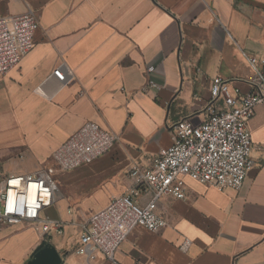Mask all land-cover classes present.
Instances as JSON below:
<instances>
[{"label": "crops", "instance_id": "1", "mask_svg": "<svg viewBox=\"0 0 264 264\" xmlns=\"http://www.w3.org/2000/svg\"><path fill=\"white\" fill-rule=\"evenodd\" d=\"M27 9L39 20L34 45L0 74V174L17 158L27 173L48 166L87 121L118 140L91 163L57 172L49 208L65 222L64 234L42 242L31 225H8L0 231V264H26L45 244L64 264H264V105L248 121L254 165L239 189L185 179L184 199L157 201L166 225L135 227L113 261L87 259L73 246L77 225L132 187L128 167H149L171 145L177 120L204 121L214 76L231 93L250 90L253 71L243 53L264 56V0H0V16ZM61 63L72 72L64 86L51 75ZM148 79L157 86L144 92Z\"/></svg>", "mask_w": 264, "mask_h": 264}, {"label": "built area", "instance_id": "2", "mask_svg": "<svg viewBox=\"0 0 264 264\" xmlns=\"http://www.w3.org/2000/svg\"><path fill=\"white\" fill-rule=\"evenodd\" d=\"M38 28V16L32 9L0 16L1 75L16 67L32 49ZM243 55L253 71L250 90L242 93L235 87L231 93L227 82L219 75L214 76L204 121L192 124L187 119L177 120L172 125L171 145L159 150L149 167L138 163L128 167L132 187L112 197L105 207L77 225L78 240L73 243L76 253L87 259L102 254L113 261L117 248L135 227L150 232L161 230L166 220L156 212L157 201L162 195L184 199L185 179L219 190L240 188L254 165L248 121L255 107L264 105V56ZM152 70L153 66L146 68L147 73ZM51 75L60 86L72 79L65 63L56 66ZM156 86V82L148 79L142 91ZM217 100L221 106H216ZM117 140L116 133L87 121L53 151L52 165L31 173L0 174V231L8 225L26 223L37 231L42 242L62 236L65 222L43 213L54 203L57 184L53 175L91 163ZM142 192L150 194L145 203L138 199Z\"/></svg>", "mask_w": 264, "mask_h": 264}, {"label": "water", "instance_id": "3", "mask_svg": "<svg viewBox=\"0 0 264 264\" xmlns=\"http://www.w3.org/2000/svg\"><path fill=\"white\" fill-rule=\"evenodd\" d=\"M26 264H61V256L51 244H45L37 249Z\"/></svg>", "mask_w": 264, "mask_h": 264}, {"label": "rangeland", "instance_id": "4", "mask_svg": "<svg viewBox=\"0 0 264 264\" xmlns=\"http://www.w3.org/2000/svg\"><path fill=\"white\" fill-rule=\"evenodd\" d=\"M22 160L18 159L14 162V163H11L10 164V168L11 170H9V167L8 165L4 164L1 165L2 166V171L5 173V174H9V173H12V174H23V173H27L28 171L26 170L27 166L25 165V163H22L21 162ZM45 165H41V166H47L46 163H44ZM52 161H50L49 165H52ZM13 169V170H12ZM7 171V172H6ZM54 179H55V182L57 184L58 180L56 181L57 179V173H55V175H53ZM58 185V184H57ZM60 191V184H59V188H58V192ZM56 192V191H55ZM45 215H48L49 217H52V218H55V211H53V208H47L46 210H44L43 212ZM3 250H5V252L7 251H13L14 248H13V245H11L10 247H6L5 245L1 247ZM10 252V253H11ZM3 253L0 252V255H2ZM9 255V253H8Z\"/></svg>", "mask_w": 264, "mask_h": 264}]
</instances>
